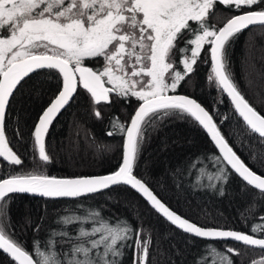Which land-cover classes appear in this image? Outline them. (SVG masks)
<instances>
[{
    "label": "snow or ice",
    "instance_id": "obj_1",
    "mask_svg": "<svg viewBox=\"0 0 264 264\" xmlns=\"http://www.w3.org/2000/svg\"><path fill=\"white\" fill-rule=\"evenodd\" d=\"M217 3L236 11L242 7L249 10L216 27L208 18ZM257 25L264 26V0H0V158L4 162L14 166L23 163L9 146L5 133L6 109L14 90L38 70H55L61 78L60 90L34 126V170L0 178V204H6L10 194L15 193L77 201L72 214L58 216L52 222L54 226L45 227L44 217L35 223L27 221L34 233L43 228L46 234L43 247L34 236L31 252L11 238L6 231V212L0 210V249L16 264H122L126 250L132 248L133 264H154L159 249L153 251L151 231L139 222L133 225L127 218L105 216L100 206H90L80 214L76 211L84 208L80 198L94 199L114 186H130L171 226L186 234L231 240L264 252V238L256 235L264 233V223L253 224L251 234L198 226L170 209L134 175L144 128L173 115L190 119L206 130L218 153L197 157L184 169H177L173 173L178 181L175 186L181 187L183 177L191 178L195 172L196 187L223 196L224 185L230 175H235L243 189L251 187L255 193L245 211L253 219L264 221L257 208V200L264 201V175L237 154L213 114L196 99L176 94L208 45L209 83L215 81L217 88L227 94L235 112L264 148V115L238 89L228 71L226 55V45L232 39ZM189 34L192 38H187ZM181 41L185 46L178 47ZM174 53L182 56L183 70H176ZM89 59L102 60L103 66L89 67L85 64ZM78 85L95 104L110 103L113 93L117 98L131 96L142 102L127 125L112 121L113 128L126 136L122 162L108 175L57 178L43 174L35 169H43L51 162L45 134L73 99ZM94 115L101 118L98 110ZM260 207L264 208V203ZM225 249L226 253L208 245L193 264H234L232 256H240V250L227 244ZM251 264H264V259Z\"/></svg>",
    "mask_w": 264,
    "mask_h": 264
},
{
    "label": "trees",
    "instance_id": "obj_2",
    "mask_svg": "<svg viewBox=\"0 0 264 264\" xmlns=\"http://www.w3.org/2000/svg\"><path fill=\"white\" fill-rule=\"evenodd\" d=\"M248 10L242 7L236 11L217 3L208 22L221 27L232 16ZM187 38H192L191 34ZM183 46L181 41L178 47ZM226 55L228 71L238 89L264 115V26L241 32L226 45ZM173 58L177 62L174 65L176 70H183L182 56L174 53ZM85 64L96 69L103 66V61L89 59ZM193 67L194 71L181 82L176 94L196 99L213 114L220 131L237 154L254 171L264 175V148L238 118L215 81L211 84L208 81L211 74L208 45ZM60 88L61 78L55 70H38L25 77L14 90L6 110L5 133L9 146L23 163L14 166L0 158V178L34 170L33 158L37 155L34 151V126ZM110 101L95 104L90 94L79 85L73 102L57 114L45 134V148L51 162L43 169L35 170L57 178L108 175L118 170L124 135L113 128L112 121L115 119L127 125L142 102L131 96L117 98L114 93L110 94ZM97 110L101 118L95 117L94 111ZM109 131L114 134L108 136ZM209 154L217 152L197 123L169 116L144 128L134 175L143 180L170 209L198 226L251 234L253 224L264 221L259 217L253 219L245 211L255 193L250 187L243 189L235 175H230L224 185L223 196L211 189L196 187L195 172L191 178L183 177L181 187L175 186L178 181L173 173L177 169H184L195 158ZM253 156L255 158L250 159ZM80 200L84 208L76 210L78 214L90 206H100L105 216L127 218L133 225L139 222L145 230H150L155 245L153 251L159 249L154 255V264H193L208 245L226 253V244L240 250V256H232L234 264H251L253 260L264 259V252L260 250L230 242L199 240L174 229L127 187L119 186L96 194L94 199ZM76 203V200L53 201L17 195L11 196L6 204H0V210L6 212V231L11 238L31 252L34 236L41 240L43 247L46 234L43 228L34 233L27 221L35 223L44 217L45 227L54 226L53 220L60 215L72 214ZM262 203L264 201L257 200L260 215H264V208L260 207ZM256 235L264 238V233ZM165 236L168 238L164 239ZM133 258L134 250L128 248L122 264H133ZM0 264L15 263L0 252Z\"/></svg>",
    "mask_w": 264,
    "mask_h": 264
},
{
    "label": "water",
    "instance_id": "obj_3",
    "mask_svg": "<svg viewBox=\"0 0 264 264\" xmlns=\"http://www.w3.org/2000/svg\"><path fill=\"white\" fill-rule=\"evenodd\" d=\"M253 27H262V26H259V25H257V26H250L249 27V29H251V28H253ZM249 29H245V30H243V31H246V30H249ZM242 31V32H243ZM209 57H210V55H209ZM210 64H211V61H210ZM78 88H79V85H78V87H77V91H78ZM222 92V91H221ZM76 94H77V92L74 94V97H73V99L69 102V104L68 105H66L65 106V108L64 109H62L61 111H63V110H65L72 102H73V100H74V98L76 97ZM222 94L226 97V99L229 101V103H230V105L232 106V108H233V110L235 111V109H234V106L232 105V103H231V100L227 97V94L226 93H223L222 92ZM7 110V109H6ZM60 111V112H61ZM59 112V113H60ZM236 113V112H235ZM237 114V113H236ZM237 116H238V114H237ZM238 118L242 121V118H240L239 116H238ZM242 123H243V121H242ZM244 124V123H243ZM245 126H246V124H244ZM247 127V126H246ZM201 129L203 130V132L205 133V135H206V137H207V139L209 140V142L212 144V146L214 147V149H215V151L218 153V149L214 146V143L211 141V138H210V136L207 134V132H206V130H204L202 127H201ZM256 135V134H255ZM126 140V136H124V141ZM2 159V158H1ZM116 187H119V186H114L113 188H116ZM123 187H127V188H129V189H131L130 188V186H123ZM113 188H111V189H113ZM251 188V187H250ZM110 190V189H109ZM131 190H133L136 194H138L149 206H150V204L146 201V199L140 194V193H138L136 190H134V189H131ZM105 191H108V190H105ZM17 195H20V196H28V197H33V198H38V199H47V200H53V201H58V200H74V199H71V198H50V197H42V196H40L39 194H37V193H15V194H10V197L11 196H17ZM81 199V198H80ZM151 207V206H150ZM152 208V207H151ZM155 211V210H154ZM156 212V211H155ZM157 213V212H156ZM158 214V213H157ZM161 218H163L162 217V215L161 214H158ZM165 221H166V219L165 218H163ZM167 222V221H166ZM169 224H170V222H168ZM174 229H176V230H178V231H180V232H182V233H184L182 230H179V229H177L175 226H172ZM184 234H186V233H184ZM186 235H189V236H192V237H194V238H196V239H199V240H204V241H226V242H230V243H234L233 241H231V240H220V239H208V238H198V237H195L193 234H186ZM235 244H238V243H235ZM240 245V244H239ZM250 248V247H249ZM251 249H253V248H251ZM255 250H258V249H255ZM0 252L3 254V255H5L7 258H9L12 262H14L15 264H16V262L15 261H13L11 258H10V256H9V254H7V253H5L2 249H0Z\"/></svg>",
    "mask_w": 264,
    "mask_h": 264
},
{
    "label": "bare ground",
    "instance_id": "obj_4",
    "mask_svg": "<svg viewBox=\"0 0 264 264\" xmlns=\"http://www.w3.org/2000/svg\"><path fill=\"white\" fill-rule=\"evenodd\" d=\"M122 162V161H121ZM105 192V191H104ZM81 199H83V198H81ZM221 242H226V241H221Z\"/></svg>",
    "mask_w": 264,
    "mask_h": 264
}]
</instances>
